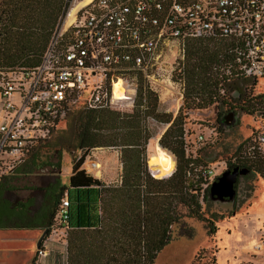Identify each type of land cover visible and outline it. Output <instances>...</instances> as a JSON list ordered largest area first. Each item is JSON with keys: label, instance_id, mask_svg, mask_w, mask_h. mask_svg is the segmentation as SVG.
<instances>
[{"label": "trees", "instance_id": "trees-1", "mask_svg": "<svg viewBox=\"0 0 264 264\" xmlns=\"http://www.w3.org/2000/svg\"><path fill=\"white\" fill-rule=\"evenodd\" d=\"M66 3V0H4L0 12V66L37 65ZM232 45V40L219 37L186 40L185 58L178 68L185 85L183 107L175 119L161 114L160 120V123L170 124L159 143L176 157V169L171 174L173 162L148 163L151 171L165 177L171 174L169 178L154 179L143 161L145 143L150 134L142 121L156 116L155 112L151 115L147 112L153 96L138 73L137 95L131 112L85 105L73 107L63 118L76 113L72 140H57L48 146L46 140L54 129L46 139L31 147L26 161L15 170V175L0 183V227L45 230L38 245L40 249L52 230L64 194L69 197L70 189H85L84 199L67 197L69 206L65 227L70 232L65 264H155L157 255L172 240L171 227L181 219V207L186 208L191 218L206 222L207 234L216 233L217 228L204 219L198 197L202 190L203 200H207L216 178L203 188L207 181L195 171L200 165L199 158L186 157L185 137L182 136L186 114L182 109L225 107L218 111L217 119L225 112L237 113L238 110L264 116V93L253 94L257 80L238 78L228 81L220 72V66L233 59ZM221 90L225 96L219 94ZM262 128L264 123L260 130ZM248 141L250 138L242 144L246 150L242 152V145L239 146L233 153L234 160H229L226 168L245 171L243 178L246 180L255 175L264 180V150L251 149L253 143L251 141L252 145L247 146ZM45 146L48 151L43 154L41 149ZM97 147L119 151L123 166L120 184L105 185L82 167L85 158L76 153ZM63 151L68 152L72 160L67 184L53 176L61 166ZM46 168L45 174H37ZM31 176H35L41 185L26 188L31 192L22 202L17 197L19 188L13 182ZM239 179L237 176L235 188ZM248 190H252L251 185ZM9 198V202L5 201ZM71 205H75V226L70 224ZM96 210H99L97 218L94 217ZM81 216H85V221ZM180 234L191 237L193 230L189 228ZM30 264H36V258Z\"/></svg>", "mask_w": 264, "mask_h": 264}, {"label": "built area", "instance_id": "built-area-1", "mask_svg": "<svg viewBox=\"0 0 264 264\" xmlns=\"http://www.w3.org/2000/svg\"><path fill=\"white\" fill-rule=\"evenodd\" d=\"M68 1L37 65L0 66V179L25 162L31 147L46 139L69 109L85 105L131 112L138 73L151 92L157 91L155 75L164 74L152 70L160 66L162 46L175 42L183 58L187 39L226 38L233 41V59L220 66L221 74L228 81L264 78V0ZM118 80L122 90L114 98ZM205 140L199 134L195 142ZM252 143L251 149L262 150L264 128ZM183 146L186 157L197 156L186 142ZM195 171L207 181L203 188L217 175L203 164ZM68 206L63 197L53 232L66 224ZM37 254L44 256L45 250Z\"/></svg>", "mask_w": 264, "mask_h": 264}, {"label": "rangeland", "instance_id": "rangeland-1", "mask_svg": "<svg viewBox=\"0 0 264 264\" xmlns=\"http://www.w3.org/2000/svg\"><path fill=\"white\" fill-rule=\"evenodd\" d=\"M71 0L68 1L70 3ZM161 56L159 58L160 68L154 67L152 71L164 74L162 78L159 74L155 75L159 84H153L157 91H152V103L148 106L147 112H155L153 117H146L142 125L147 129L150 138L145 143V152L143 161L146 163L147 171L152 176L149 168V159L159 147L166 152L173 160L174 167L171 174L176 169V157L163 148L159 139L170 124L160 123L161 114L175 117L183 107V95L185 85L180 79L178 68L180 62L184 60L181 54L178 55L177 44L170 43L168 46L160 48ZM185 53V52H184ZM170 79H166V76ZM164 79V80H163ZM144 84L147 83L144 81ZM182 93V94H181ZM264 93V78H259L253 89V94ZM215 105L207 109H182L186 114L183 124V145L188 144L190 150L197 154L198 164L212 166L216 172V178L227 170L226 164L229 160L233 161V153L237 148L244 144L250 138L247 146L252 145L250 142L260 130L264 123V116L255 113L252 115L245 114L238 110L230 117L228 113L217 119L218 111L225 107ZM154 114V113H153ZM76 113H72L57 125L55 132L47 139L49 146L52 142L61 140L67 142L74 138ZM158 116V117H157ZM73 129V130H72ZM62 130L63 133H62ZM201 134L206 138L203 143L195 142L196 137ZM252 138V139H251ZM61 142V143H63ZM45 143V144H46ZM48 146L41 149V153L48 151ZM246 146L241 147L242 152ZM264 150V149H262ZM51 153V151L49 152ZM29 154V153H28ZM25 158V161L28 157ZM112 152L102 147L92 148L89 150L78 151L76 155L84 156L82 167L91 170L92 164L98 158L100 161H111ZM115 158V157H114ZM68 152H62L61 166L54 172L64 184L68 183L69 173L71 172L72 162ZM113 166H118L122 174L123 166L119 158L115 162L111 161ZM47 168L40 170L37 174H45ZM246 172H239V183L235 188V195L231 197H221L219 195H209L207 200H203V191L198 192V197L202 206V215L204 219L209 220L212 226L217 228L216 233L207 234L206 222L188 215L186 208L181 207V219L178 223L172 225V240L160 251L155 260V264H264V180L255 175L252 179L243 178ZM154 179L165 180L171 176ZM14 176V175H13ZM16 186L21 188V194L28 193L26 187L38 186L40 181L31 176L27 179H19L15 182ZM252 190H248V186ZM19 192V191H18ZM191 228L193 235L187 237L181 235V232ZM57 232V233H56ZM70 230L64 233L57 229L51 232L53 237H46L45 245L41 249L47 251L44 258H36L40 262L52 257L57 264L67 258V239ZM44 242V241H43ZM261 244V247L258 245Z\"/></svg>", "mask_w": 264, "mask_h": 264}, {"label": "crops", "instance_id": "crops-1", "mask_svg": "<svg viewBox=\"0 0 264 264\" xmlns=\"http://www.w3.org/2000/svg\"><path fill=\"white\" fill-rule=\"evenodd\" d=\"M110 150V149H109ZM113 154L110 157L111 161L115 162V158H119V151L117 150H110ZM115 157V158H114ZM109 161V159L106 161H100L98 158L95 160L93 164H97V167L93 166L91 167V170L88 171L87 168L85 170L93 175L94 177L100 179L102 183L105 185H116L121 183V173L119 172L118 166H113L112 162ZM16 171L11 173L8 176H4L0 179V183L2 181L8 180L9 178H12L13 175H15ZM70 174V173H69ZM28 177H25L24 179H27ZM23 178H21L22 180ZM16 181L13 182L15 184ZM63 183V181H61ZM41 183V182H40ZM64 184V183H63ZM41 185V184H40ZM38 185V186H40ZM35 187V185L30 186ZM17 188H19L17 186ZM28 188V187H26ZM28 193L26 195L21 194V188H19V192L17 191V197L20 201L24 202L26 201V198L30 194V190L26 189ZM85 189L81 190H75L70 189L69 190V197L72 199L74 197L80 196L82 199L85 198ZM63 197H68V194H64ZM68 197V198H69ZM4 198H8L7 196H4ZM5 200V199H4ZM7 202L10 201V198L8 200H5ZM9 205V204H8ZM20 206V205H19ZM59 207V206H58ZM58 211V210H57ZM57 214V213H56ZM99 214V210H96L94 212V217L97 218ZM71 217H70V224L75 226L76 225V214H75V205H71ZM56 216V215H55ZM85 216H81V220L85 221ZM55 220V217H54ZM0 226H2L0 224ZM54 226V224H53ZM53 228V227H52ZM71 228V227H69ZM59 230H62L64 233L66 230H68L65 225L62 226ZM45 232L43 229H19V228H11V227H0V264H30L32 260L35 258H44L47 256V251L45 250V255L40 256L37 254L38 245L42 241H39L42 234ZM52 232V230H51ZM50 234L47 236L48 238L53 237V235ZM57 233V232H56ZM45 234V233H44ZM43 239V238H42ZM45 245L46 241L43 240ZM41 249V248H40ZM43 250V249H42ZM67 258L62 262V264H65ZM36 264H57L54 260V258L49 257L45 259V261L40 262V260H36Z\"/></svg>", "mask_w": 264, "mask_h": 264}, {"label": "water", "instance_id": "water-1", "mask_svg": "<svg viewBox=\"0 0 264 264\" xmlns=\"http://www.w3.org/2000/svg\"><path fill=\"white\" fill-rule=\"evenodd\" d=\"M234 113H228L227 115L230 117ZM239 171L237 168L234 170H225L221 176L217 177L216 180L213 181L210 187V194L219 195L221 197H231L233 199L235 195V183L237 180V176ZM45 233V232H44ZM44 233L40 237L39 241L44 237Z\"/></svg>", "mask_w": 264, "mask_h": 264}, {"label": "bare ground", "instance_id": "bare-ground-1", "mask_svg": "<svg viewBox=\"0 0 264 264\" xmlns=\"http://www.w3.org/2000/svg\"><path fill=\"white\" fill-rule=\"evenodd\" d=\"M77 6L73 9L70 10L69 14H72L75 10H76ZM121 80H118V82H114V86H113V96L114 98H118V96L121 94ZM115 102V101H114ZM149 162L152 164H158V163H163V162H173L172 158L166 153L164 152V150H162L161 148L157 147L156 148V152L152 155V158L149 159ZM152 172V176L156 177V178H161L162 174L161 173H157V172Z\"/></svg>", "mask_w": 264, "mask_h": 264}]
</instances>
